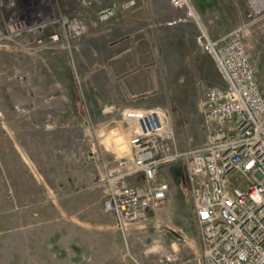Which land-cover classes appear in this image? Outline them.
Instances as JSON below:
<instances>
[{"label": "rangeland", "instance_id": "rangeland-1", "mask_svg": "<svg viewBox=\"0 0 264 264\" xmlns=\"http://www.w3.org/2000/svg\"><path fill=\"white\" fill-rule=\"evenodd\" d=\"M54 1L13 31L0 10V264H203L180 164L165 204L125 232L100 181L118 153L109 104L161 106L178 149L206 140L202 96L225 82L199 26L170 0ZM190 2L210 37L241 36L264 86V17L248 20L245 0ZM84 157L95 177L81 182Z\"/></svg>", "mask_w": 264, "mask_h": 264}, {"label": "built area", "instance_id": "built-area-1", "mask_svg": "<svg viewBox=\"0 0 264 264\" xmlns=\"http://www.w3.org/2000/svg\"><path fill=\"white\" fill-rule=\"evenodd\" d=\"M54 2L0 0V10L13 31L32 14L54 11ZM170 2L199 26L197 40L225 85L205 89L201 114L207 138L186 149L176 147L161 106H106L119 154L102 165L103 207L125 232L165 204L170 182L164 171L180 164L194 200L203 264H264V86L237 32L210 37L190 0ZM245 2L248 20L264 17V0Z\"/></svg>", "mask_w": 264, "mask_h": 264}, {"label": "crops", "instance_id": "crops-1", "mask_svg": "<svg viewBox=\"0 0 264 264\" xmlns=\"http://www.w3.org/2000/svg\"><path fill=\"white\" fill-rule=\"evenodd\" d=\"M114 65H115V69H114V67H113V70H114V71H117V70H116V63H115ZM71 115H72V116L68 117V119H77V117L81 118L80 115H79V112H78L77 108L74 110V108L71 107ZM105 143H106V144H105ZM103 145H104V147H105L104 149L107 150V152H108L109 154H111V155H113V156L116 155V150H115V148H114L110 143L106 142V140H105V141L103 142ZM87 150H92L93 153H91V154H92L93 156L97 154L96 152L94 153V151H95V148H94V147H91V146H90V148H88ZM83 155H84V154H83ZM88 156H90V155H88ZM85 162H86V163H85ZM81 165L84 167V169H85V173H81V174H82L81 177H76V179H77L78 181L83 182L82 180H84V178L87 179L86 181H89L90 178L95 177V172H94V170H93L92 167H91L92 165H91V163H90L89 161L86 160L85 157L82 159ZM77 171H78V170H77ZM100 172H101V171H98L99 174H100ZM197 239H198V236H197ZM198 252H199V251H198ZM200 255H201V254H200ZM181 264H183V263H181Z\"/></svg>", "mask_w": 264, "mask_h": 264}]
</instances>
